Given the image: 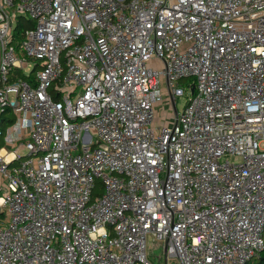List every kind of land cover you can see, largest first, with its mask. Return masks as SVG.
I'll return each instance as SVG.
<instances>
[{"label":"built area","instance_id":"2783aa9c","mask_svg":"<svg viewBox=\"0 0 264 264\" xmlns=\"http://www.w3.org/2000/svg\"><path fill=\"white\" fill-rule=\"evenodd\" d=\"M263 230L264 0H0V264H249Z\"/></svg>","mask_w":264,"mask_h":264},{"label":"rangeland","instance_id":"374dc122","mask_svg":"<svg viewBox=\"0 0 264 264\" xmlns=\"http://www.w3.org/2000/svg\"><path fill=\"white\" fill-rule=\"evenodd\" d=\"M152 65V62L150 63ZM153 65H157L154 64ZM153 68H156L155 66H153ZM31 71V69H29ZM192 80H187L184 79L182 80V83L184 85H188L189 82ZM190 96V91L186 89V93L183 96L177 97L176 99V109L178 112L182 111V109L184 108V106L187 103V99ZM166 103V100H164L163 102L161 101L159 104V106L156 109V117H164L171 114V116L174 115V110L171 109L167 106L164 105ZM25 153V152H24ZM98 189H101V183L97 182L96 184ZM147 252H148V259L151 262V264H165V256H164V250H163V243L159 242L157 240H155L153 237L151 236H147ZM167 264H176V262L174 261V259H169Z\"/></svg>","mask_w":264,"mask_h":264},{"label":"trees","instance_id":"16d2710c","mask_svg":"<svg viewBox=\"0 0 264 264\" xmlns=\"http://www.w3.org/2000/svg\"><path fill=\"white\" fill-rule=\"evenodd\" d=\"M30 27H33V23L30 20H27L23 17H18L14 29L15 41L20 42V40L23 38L24 31ZM17 75L20 76V72H17ZM263 239H264V230H263ZM249 264H264V248L257 256V258L253 259Z\"/></svg>","mask_w":264,"mask_h":264},{"label":"crops","instance_id":"0c3cea01","mask_svg":"<svg viewBox=\"0 0 264 264\" xmlns=\"http://www.w3.org/2000/svg\"><path fill=\"white\" fill-rule=\"evenodd\" d=\"M8 117H9V118H10V117L12 118V115H8Z\"/></svg>","mask_w":264,"mask_h":264},{"label":"water","instance_id":"95a60500","mask_svg":"<svg viewBox=\"0 0 264 264\" xmlns=\"http://www.w3.org/2000/svg\"><path fill=\"white\" fill-rule=\"evenodd\" d=\"M191 92H193V90H191Z\"/></svg>","mask_w":264,"mask_h":264}]
</instances>
